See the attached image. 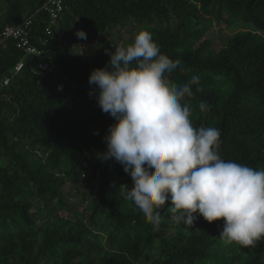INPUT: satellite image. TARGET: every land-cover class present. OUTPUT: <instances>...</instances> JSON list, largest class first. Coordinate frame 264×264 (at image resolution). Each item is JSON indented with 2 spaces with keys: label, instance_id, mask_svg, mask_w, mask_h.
Listing matches in <instances>:
<instances>
[{
  "label": "trees",
  "instance_id": "trees-1",
  "mask_svg": "<svg viewBox=\"0 0 264 264\" xmlns=\"http://www.w3.org/2000/svg\"><path fill=\"white\" fill-rule=\"evenodd\" d=\"M4 1L0 30L46 2ZM203 11L258 32L234 31L216 45L206 37ZM48 20V13L38 12L30 41L51 72L37 71L11 40L0 47V80L11 77L0 89V264H264V239L226 253L219 238L223 220L210 224L196 213L191 227L174 224L172 233L162 220L154 230L124 198L121 186L131 189V177L115 160L101 159L103 137L115 121L101 112L88 83L113 49L70 52L111 28L138 23L137 33L149 31L161 53L180 61L167 74L170 80L200 77L185 98L194 127L220 130L222 159L264 169V0H65L45 39ZM80 30L86 40L76 36ZM201 101L210 111L200 112ZM66 185L87 204L81 214L66 204ZM168 207L166 201L161 215Z\"/></svg>",
  "mask_w": 264,
  "mask_h": 264
},
{
  "label": "clouds",
  "instance_id": "clouds-1",
  "mask_svg": "<svg viewBox=\"0 0 264 264\" xmlns=\"http://www.w3.org/2000/svg\"><path fill=\"white\" fill-rule=\"evenodd\" d=\"M76 36L87 39L82 30ZM114 47L106 50V67L93 69L88 83L95 86L89 95L95 94L101 112L115 121L103 137L107 150L101 159L115 160L131 177V189L121 186L124 198L154 230L168 201L165 211L175 224L193 226L196 213L210 224L223 220L221 240L255 248L264 239V169L222 159L220 130L194 127L185 98L193 96L200 77L181 84L170 80L167 74L180 61L161 53L147 30ZM210 109L206 101L199 103L200 112Z\"/></svg>",
  "mask_w": 264,
  "mask_h": 264
},
{
  "label": "rangeland",
  "instance_id": "rangeland-1",
  "mask_svg": "<svg viewBox=\"0 0 264 264\" xmlns=\"http://www.w3.org/2000/svg\"><path fill=\"white\" fill-rule=\"evenodd\" d=\"M6 3L4 0H0V17L3 16V13L6 10ZM204 16L203 24L207 27L206 31V37L210 38L216 45H223L224 39L230 35L234 31H240V30H253L255 32H258L257 30L253 29L251 26H242L239 23H224L222 21H218L216 18V15L213 13H207L205 11L202 12ZM138 30V23H128L123 28H111L108 30L107 35H104L103 37H94L90 41H85L81 44H79L78 47L71 46L70 52L71 53H84L89 52L91 54H96L101 49H103L105 46H110L113 49V52L115 51L114 45L117 46H123L127 45L129 42H132L135 35L137 34ZM57 34H60L59 32H56ZM262 33V32H260ZM112 42V44H110ZM81 45L83 46L81 51ZM88 54V53H87ZM65 201L68 206H75L74 210L76 213L81 214L84 207H87V204L83 203L81 201V198L79 196V193L72 189L71 186L66 185V192H65ZM162 216H164L163 221L167 223V225L170 227V232L175 233V230L173 228V225L175 224L171 220V215H168V212L164 213ZM224 222L222 223L223 227ZM187 227L182 228V230H186ZM105 234L103 233L101 237V242L104 244L105 240ZM222 242L224 245H227L226 253H235V252H242L243 247L238 244H226L223 240Z\"/></svg>",
  "mask_w": 264,
  "mask_h": 264
},
{
  "label": "built area",
  "instance_id": "built-area-1",
  "mask_svg": "<svg viewBox=\"0 0 264 264\" xmlns=\"http://www.w3.org/2000/svg\"><path fill=\"white\" fill-rule=\"evenodd\" d=\"M65 0H46L42 7L34 14L25 17L20 23L14 26H5L0 30V47L6 48L7 41L11 40L14 42L16 49L20 50L25 57H29L34 62L37 71L42 73H49L52 71L53 66L41 60L42 52L36 48L30 41V30L35 21V17L38 12L43 11L49 14V20L44 28V37L50 36L51 29L57 25L60 15L63 12ZM40 40L43 44L46 40ZM22 64L19 63L14 67L12 73L18 71ZM11 77L5 76L0 80V89L8 85Z\"/></svg>",
  "mask_w": 264,
  "mask_h": 264
}]
</instances>
